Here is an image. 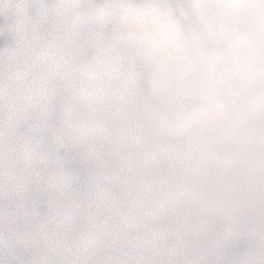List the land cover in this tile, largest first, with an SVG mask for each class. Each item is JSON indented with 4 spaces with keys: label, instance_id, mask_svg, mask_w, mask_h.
Here are the masks:
<instances>
[{
    "label": "snow or ice",
    "instance_id": "snow-or-ice-1",
    "mask_svg": "<svg viewBox=\"0 0 264 264\" xmlns=\"http://www.w3.org/2000/svg\"><path fill=\"white\" fill-rule=\"evenodd\" d=\"M62 10L63 0H0V264H236L197 246L194 206L163 228L135 211L139 165L119 147L135 127L116 147L104 135L131 77L78 70ZM248 229L259 255L242 264H264V203Z\"/></svg>",
    "mask_w": 264,
    "mask_h": 264
},
{
    "label": "rangeland",
    "instance_id": "rangeland-1",
    "mask_svg": "<svg viewBox=\"0 0 264 264\" xmlns=\"http://www.w3.org/2000/svg\"><path fill=\"white\" fill-rule=\"evenodd\" d=\"M212 2L63 0L62 15L72 31L78 70L91 66L103 74L119 69L131 77L118 116L105 120L104 135L109 147H116L122 134L135 127L132 143L119 145L126 153L123 163L139 165L135 211L163 228L194 206L190 227L197 246L242 264L259 255V239L248 224L253 210L264 203V174L222 149L216 138L235 110L231 92L211 68L198 84L188 83L194 70L184 67L188 52L198 47L205 6ZM157 81L169 92L162 102L156 97ZM174 95L183 99L165 117L163 110ZM122 207L117 200L111 210ZM221 219L241 230L238 241L227 236L229 228L219 226Z\"/></svg>",
    "mask_w": 264,
    "mask_h": 264
},
{
    "label": "clouds",
    "instance_id": "clouds-1",
    "mask_svg": "<svg viewBox=\"0 0 264 264\" xmlns=\"http://www.w3.org/2000/svg\"><path fill=\"white\" fill-rule=\"evenodd\" d=\"M205 8L198 47L188 52L184 66L194 70L187 82L196 85L205 69L214 71L235 104L230 122L219 128L216 138L222 149L264 174V0H213ZM176 87L170 85L173 92ZM157 88L162 102L169 92L159 81ZM182 99L174 95L163 115L170 117Z\"/></svg>",
    "mask_w": 264,
    "mask_h": 264
}]
</instances>
